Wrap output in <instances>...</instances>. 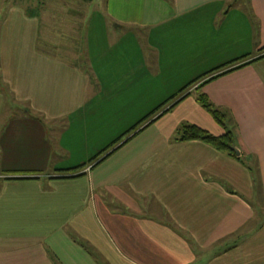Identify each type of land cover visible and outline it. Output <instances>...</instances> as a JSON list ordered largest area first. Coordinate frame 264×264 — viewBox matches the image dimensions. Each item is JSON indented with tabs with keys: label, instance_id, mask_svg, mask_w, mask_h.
<instances>
[{
	"label": "crops",
	"instance_id": "crops-1",
	"mask_svg": "<svg viewBox=\"0 0 264 264\" xmlns=\"http://www.w3.org/2000/svg\"><path fill=\"white\" fill-rule=\"evenodd\" d=\"M242 1L105 0L103 14L88 13L83 43L82 13L40 19L12 7L2 16L0 264H264V0H246L247 14ZM122 29L142 32L137 48L110 39ZM185 35L188 46L179 44ZM185 50L195 63L215 55L191 82L235 71L195 92L201 81L142 125L147 116L136 119L118 147L86 146L81 169L40 172L56 133L62 149L73 127L84 134L89 120L109 125L124 116L171 76L174 53ZM162 52L172 54L165 74L151 68ZM199 93L226 116V128L199 106ZM9 98L23 108L6 105ZM86 118L87 128L72 125ZM182 124L232 133L239 157L175 142Z\"/></svg>",
	"mask_w": 264,
	"mask_h": 264
},
{
	"label": "rangeland",
	"instance_id": "rangeland-1",
	"mask_svg": "<svg viewBox=\"0 0 264 264\" xmlns=\"http://www.w3.org/2000/svg\"><path fill=\"white\" fill-rule=\"evenodd\" d=\"M247 1L246 0L242 1L241 3L237 5V7L244 8L243 9L245 10L244 14H247L248 12ZM104 4H105V0H92V1L91 0H0V19L3 17H6L7 12L12 7H18L20 9L23 8L24 10L30 11V12L36 11V13L40 15V19L49 12L57 16H64L67 13H69V15H71V13H76V12L82 13V21L78 22V24L81 23V26L79 25V32L81 31V33L78 34V38L81 41L82 36L85 35V38L82 41L83 43L87 41L86 34L93 26V22L89 21L88 19V16H89L88 13L89 14L90 13L103 14ZM240 8L236 10L241 11ZM132 14H136V13L132 12ZM209 18L213 19L210 16ZM216 22L217 20H214V22L210 21L209 23H214L211 27H215ZM221 22L222 21L220 20V23ZM62 23L63 22L58 23L56 21V23L54 22V26L56 25L59 26ZM42 32L44 33V30H42ZM130 32L131 34L127 35L125 30L123 29L121 31L117 30L116 35L112 34L110 39L113 40L114 44L116 43L119 44V46L126 44L130 47L137 48L140 45L139 34H141L142 32L140 30L139 31L130 30ZM56 33L58 32L56 31ZM205 41H208V40L206 39ZM113 42H110L109 45L113 46ZM179 44L183 46H188L189 44L188 36L185 35L184 41L180 42ZM194 45L195 44H193V48L200 46L198 44H196L195 46ZM218 49L219 48H215V50H218ZM233 49H235V46H233ZM191 51L185 50L184 53H174L173 58L170 52L166 54L163 52L160 54L153 53L154 58H156L157 55L161 56V62H160V65H157L153 62L154 65H152L151 68H154L159 72H163V74H165V72L163 71V67H164L163 62L164 61L169 62L171 58L174 60L173 61L174 66L173 64L170 66V67H173L171 76H165L164 78L159 79L157 82V86H156L157 90L151 91L152 89L155 88V86H153L151 87L152 88L151 90H147L146 92L142 93L138 97V99L131 102L130 109H125L126 111L123 112L124 116L121 117V114L119 116V113H118V116L114 117L113 122L109 125H106V124L101 125L99 123L97 126V124L92 123L91 120H89V123H88L89 118H86L85 122H81V123L76 122V125L72 124L75 127L79 126V127L87 128L86 124L88 123L89 126L87 129V132L84 134L75 133L77 131H75V128L73 127L72 132L69 133L67 136V138H69V144L66 146L64 143L63 146H61L62 149H60L59 147V141H61L60 133H56L55 136L57 138L58 143L53 146L52 151H49L48 149H46L43 152V156L39 160L40 163L39 162L36 163L37 167L40 169V172L44 174H54L56 172L55 171L56 169L74 168V169L79 170L82 167L80 165L85 155V151L87 148L86 146H89L90 150H94V153H96L98 151L97 149H102V147L107 145V143H110V144L117 143L115 144V147H118L120 144L125 142L128 139V136L130 134V131L128 132V129L131 127L130 124L135 123L136 119L140 120L142 117H145V115L147 116L146 120L143 119L140 121V123L143 121L141 123L142 125L148 122L152 116L157 115L161 111V109H164L166 106L170 105L173 102V100L179 96L178 94L174 96L173 98L165 101L168 97L171 96V94L176 89L185 88L188 84H190L191 82L190 79L193 77V75H195L199 71H205V70L211 69L209 67L212 66L213 64L212 62H210L212 58L209 55L210 54L214 55V52L213 53L205 52L204 54H200L201 55L200 57L204 56V58L206 59L205 61L206 63L200 62V61L195 63L193 62V52ZM151 85H155V84L151 83ZM196 86L189 88L187 91H193V88ZM103 92H106V90H104ZM7 103L9 104L8 106L11 108H23V106L21 105H18V106L14 105L13 102L10 101V98L6 99L5 104L7 105ZM155 105H158L159 108L158 106L155 107ZM62 124L65 125L67 124V122H63ZM125 129L126 131H124ZM40 137H41V133L38 132L35 135V138L36 140H40L41 139ZM46 138L47 136H45L43 139H46ZM43 139L41 140L42 143L45 144V142L46 143L48 142V140L45 141Z\"/></svg>",
	"mask_w": 264,
	"mask_h": 264
},
{
	"label": "trees",
	"instance_id": "trees-1",
	"mask_svg": "<svg viewBox=\"0 0 264 264\" xmlns=\"http://www.w3.org/2000/svg\"><path fill=\"white\" fill-rule=\"evenodd\" d=\"M263 58H264V56H262L258 60L263 59ZM253 62L246 63V64H244V65H242L236 69L245 67V66H247ZM216 71H218V69L213 70L212 72L205 74L202 77L197 78L196 80H194L193 82L188 84L185 88H183L179 92V96L181 97L189 88L196 86L201 81H204L206 79V77H208L209 75H211L212 73H214ZM231 71H235V70H231ZM231 71L223 73V74L215 76V77H212V78L204 81L203 83H201L197 87V89H195V92H200V90L202 89V87L204 85H206L207 83H209L211 81L216 80L217 78H219L222 75H226V74L230 73ZM182 100L183 99H181L179 102L174 104L171 108H169L167 110V112L171 111ZM196 101L199 104V106L203 110H205L220 127H222L223 129L226 128V120H227L226 116L222 112L217 110V108L213 104H211V102L208 100V98L205 95L199 93L198 96L196 97ZM141 123H139L138 125H140ZM174 141L177 143H187V142L199 141V142H202V143L208 145L213 150H215L219 153H223V154H226L227 156H229L231 158L237 159L236 155L231 150V148L234 147L235 141H234L232 133H230V132L225 133L224 136L215 137V136L205 132L204 130L200 129L199 127H197L195 125L182 124L175 134ZM115 144H117V143H115Z\"/></svg>",
	"mask_w": 264,
	"mask_h": 264
},
{
	"label": "water",
	"instance_id": "water-1",
	"mask_svg": "<svg viewBox=\"0 0 264 264\" xmlns=\"http://www.w3.org/2000/svg\"><path fill=\"white\" fill-rule=\"evenodd\" d=\"M231 150L234 152V154L237 156V157H239V152L234 148V147H232L231 148Z\"/></svg>",
	"mask_w": 264,
	"mask_h": 264
}]
</instances>
